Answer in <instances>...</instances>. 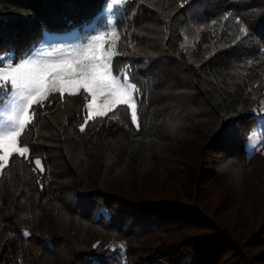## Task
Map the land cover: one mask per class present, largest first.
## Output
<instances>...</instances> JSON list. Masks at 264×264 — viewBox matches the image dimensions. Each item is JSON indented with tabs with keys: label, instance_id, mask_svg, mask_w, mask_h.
<instances>
[{
	"label": "trees",
	"instance_id": "16d2710c",
	"mask_svg": "<svg viewBox=\"0 0 264 264\" xmlns=\"http://www.w3.org/2000/svg\"><path fill=\"white\" fill-rule=\"evenodd\" d=\"M107 2L0 0V54L14 64L45 29L103 27ZM138 2L145 31L124 58L146 85L138 123L120 105L83 125V91L31 107L27 155L0 162V264H264V130L244 145L264 97V0Z\"/></svg>",
	"mask_w": 264,
	"mask_h": 264
},
{
	"label": "rangeland",
	"instance_id": "374dc122",
	"mask_svg": "<svg viewBox=\"0 0 264 264\" xmlns=\"http://www.w3.org/2000/svg\"><path fill=\"white\" fill-rule=\"evenodd\" d=\"M138 1L143 0H108L106 6L103 9V27L98 26L96 23L92 22L86 25H83L80 30H74L68 34L62 35V36H55V35H48L47 38H44L40 41H38L35 44H32L30 46L29 54H27L24 58L19 60L18 62L14 63L12 62V59L9 54L3 53L0 54V67L7 68L9 66L15 67L19 63H22L24 59H35V60H43V59H55L59 58L60 56L68 53L69 51H79L85 47L89 43H95L94 37L98 35H103L105 37L104 43L106 47L108 48V54H110V47H119L121 51V58L116 60L110 68L113 71L114 74L118 75V78L121 79V82L126 85L128 90L130 91L133 100L136 104V111H137V102L141 97L145 96V92L141 94V89H139L136 84H141L142 87H146L141 80V76L138 75L136 71H138L139 65L134 63H129L126 61L125 53H126V45L128 38L134 39L135 37L142 34V31H145L144 23L142 19V11L140 9V4ZM182 1V0H179ZM111 4V9H108V5ZM94 29L93 33H88L89 30ZM114 33V35H113ZM195 41V39H193ZM179 76V75H178ZM176 76L175 82H179L180 78ZM179 78V79H178ZM181 89H183V86H180ZM188 92L192 91L191 87H185ZM83 91L82 89L78 92L80 93ZM0 92L6 93V95L0 97V134L6 133L13 129L14 127L18 126L19 117H20V109L23 104L26 103V101H22L17 94H15L13 91L10 90V84L7 87L0 86ZM67 93V92H66ZM60 93H50L49 96L40 101L37 102L34 105H41L43 106L45 103H47L51 97L56 98V95ZM61 95V94H60ZM163 97H161V103L163 102ZM85 107H84V113H85V119L83 121V125H86L87 123L95 118L105 116L109 112H105L104 115H97L96 112L98 109L103 108L106 97L104 96H98L97 102H96V108L94 109H88L87 105L91 103V97L87 94V98L85 99ZM31 106V107H32ZM126 106V105H124ZM31 107L29 108V116H28V123L32 118L31 113ZM120 105H117L114 110L117 108L120 109ZM127 107V106H126ZM257 107V109H256ZM252 108H255L256 110L253 111L254 116L256 117V123L252 126V128L249 131V137L247 139V142L245 145V149L247 151L248 155L253 154L254 152L258 151L263 142L261 139V134L264 130V97L259 101L258 105L253 106ZM112 110V111H114ZM129 115H131V110L127 108ZM41 114L47 113V110L42 109L40 111ZM117 116H115L116 118ZM27 123V124H28ZM26 124V125H27ZM25 125V126H26ZM81 125V128L83 130L85 129V126ZM80 128V130H81ZM25 129V128H24ZM23 129V130H24ZM21 130V133L22 131ZM48 131H46L47 133ZM182 133H185L184 130L181 131ZM20 133V135H21ZM20 135L17 138V145L16 148L11 149V155L13 154H19V152L16 150L18 148H22L19 145V138ZM185 135V134H184ZM92 140V139H91ZM75 147L72 148V153L75 155V157H79L80 152ZM3 154V151H0V155ZM10 155V156H11ZM27 155L26 153L24 154ZM89 160V159H88ZM2 166L5 165V163H2ZM112 181H114L117 185H123L124 178H117L115 174L111 175ZM168 184L173 185L169 179L166 180ZM85 182H88L85 181ZM154 178L152 175H148L146 179V185L148 186V190H150L151 186L153 185ZM90 182L87 183L89 185ZM146 186V187H147ZM148 191H145V193ZM174 192V191H173ZM222 191L219 189V191L216 192V196H212L213 200L216 202L219 197H221ZM243 205V204H241ZM246 207L243 208L244 212L245 209L251 208L253 205L251 202H247ZM239 208V207H238ZM254 210V209H253ZM252 210V212H253ZM247 213V212H246ZM153 239V238H152ZM151 241V239H148ZM110 247L118 250L119 252H124V242L117 241L110 244ZM150 260V259H147Z\"/></svg>",
	"mask_w": 264,
	"mask_h": 264
},
{
	"label": "snow or ice",
	"instance_id": "6c2138e0",
	"mask_svg": "<svg viewBox=\"0 0 264 264\" xmlns=\"http://www.w3.org/2000/svg\"><path fill=\"white\" fill-rule=\"evenodd\" d=\"M119 2V0H117ZM108 9H111L109 4ZM241 32L245 29L241 28ZM45 38L48 31H43ZM114 35V33H113ZM95 43H89L87 47L79 51L68 53L55 59H24L17 66L7 68L0 67V86L7 87L22 101L18 126L6 133L0 134V162L7 163L11 155V149L16 148L17 138L28 123L29 108L44 99L50 93L75 94L79 90L91 97L88 109L96 108L98 96L106 97L103 108L97 110V115H104L112 111L117 105H126L131 110V121L138 123V114L133 97L118 75L110 68L112 57L108 54L103 35L94 37ZM6 95L0 92V97ZM83 131V128H81ZM21 156L29 151L27 147L16 149ZM36 165L41 161L36 160Z\"/></svg>",
	"mask_w": 264,
	"mask_h": 264
}]
</instances>
